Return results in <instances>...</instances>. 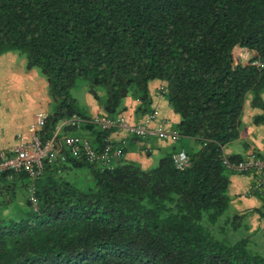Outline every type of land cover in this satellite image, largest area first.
<instances>
[{"label": "trees", "instance_id": "obj_1", "mask_svg": "<svg viewBox=\"0 0 264 264\" xmlns=\"http://www.w3.org/2000/svg\"><path fill=\"white\" fill-rule=\"evenodd\" d=\"M237 47L254 57L236 62ZM10 51L47 82L42 139L73 116L91 118L71 93L79 78L109 117L128 96L151 111L149 83L159 79L181 140L198 146L185 148L183 168L175 152L145 169L91 163L63 145L66 159L35 179L0 173V264H264L252 233H237L248 213L230 212L222 161L250 93L264 110V0H0V55Z\"/></svg>", "mask_w": 264, "mask_h": 264}, {"label": "crops", "instance_id": "obj_2", "mask_svg": "<svg viewBox=\"0 0 264 264\" xmlns=\"http://www.w3.org/2000/svg\"><path fill=\"white\" fill-rule=\"evenodd\" d=\"M37 72L36 69L28 70L26 68V59L18 52L10 51L0 55V151L14 145L16 135L19 132L28 131L29 124L37 112H50L49 107L52 105V100L48 94L47 82L38 77ZM42 88L45 89V93H43ZM165 90V81L155 79L149 83L150 110L152 112L156 111L160 120H166L171 127L177 128L180 115L170 105L165 96ZM248 104L251 106V97L245 104L240 138L225 148V152L229 156L240 155L245 158L252 153L258 156L255 151L256 147H253L251 142L248 141L254 139L256 131L255 126L250 123L252 114L250 111H246ZM86 105L88 107L86 111L91 117L105 114L90 92L86 93ZM141 106L140 100L128 96L124 99L122 111L118 114L128 117L132 122L144 123L151 111L145 112L140 108ZM253 109L257 113L262 112L260 108L255 107ZM248 110L250 109L248 108ZM97 130L101 129L97 125L87 122L82 123L74 131L64 132L63 135L78 134L89 139L93 144L96 141ZM106 140L111 141L116 150L123 147L120 155L117 152L113 153L112 164H119L122 161H135L145 169L158 164L161 157L166 153L198 146L195 138H185L178 141L155 137L139 138L119 130H111ZM243 141L248 142L247 145H242ZM93 145L95 146V143ZM258 145L261 144L258 142ZM230 180V209L232 208V210L239 213H248L263 207V196L259 194L247 195V191L253 182V176L250 173L230 170ZM252 213L251 218L253 221L255 218L258 223L256 227H252V230L260 228L263 230L264 222H260L259 214Z\"/></svg>", "mask_w": 264, "mask_h": 264}, {"label": "built area", "instance_id": "obj_3", "mask_svg": "<svg viewBox=\"0 0 264 264\" xmlns=\"http://www.w3.org/2000/svg\"><path fill=\"white\" fill-rule=\"evenodd\" d=\"M47 119L48 113L37 112L29 124L28 131L19 132L14 145L0 151V173L25 171L32 179H35L44 171L47 164L53 163L58 157H61L62 160L66 159V155L61 152V144L65 145L78 159H86L95 164L110 165L113 153L117 152L120 155L123 147L116 150L113 143L106 140L101 148H97L89 139L81 135H63L64 127L68 125L79 127L83 122H91L101 130H119L139 138L155 137L174 141L181 139L178 129L171 127L166 120H160L156 111L149 113L144 123L132 122L122 114L115 117H109L106 114L95 115L89 120L73 116L71 119L63 121L52 137L44 140L40 136V131L46 125ZM173 159L178 168H183L188 164V155L185 149L175 152ZM222 161L229 170L250 173L253 176V182L247 195L259 194L264 197V159L252 153L245 158L232 160L224 151ZM33 192L34 190L31 188V193Z\"/></svg>", "mask_w": 264, "mask_h": 264}, {"label": "rangeland", "instance_id": "obj_4", "mask_svg": "<svg viewBox=\"0 0 264 264\" xmlns=\"http://www.w3.org/2000/svg\"><path fill=\"white\" fill-rule=\"evenodd\" d=\"M254 55H255V52L254 51H250V50H248L246 48H242V47H237L236 50H235V52H234L235 61L236 62L241 61L244 64H247L254 57ZM35 69L38 71L37 72L38 75H39L38 77H41L43 79V81L46 82L45 78L40 73V70L37 69V68H35ZM37 81H38V79H37ZM47 89H48V87H47ZM42 91H43V93H45V89L42 88ZM88 92H90V88H89L88 82H87V80H85L83 78H79L77 80L76 85L71 90L72 95L75 98H77L80 106L82 108H84L85 110L88 109V107L86 105V93H88ZM252 96H253V94L250 93L248 95V99L250 97L252 98ZM49 108H50V111H51L52 108H53V105H51V107H49ZM248 108L250 110H248ZM253 108H255V107L250 106V104H248L247 107H246V111H250L251 114H252V117L250 119L251 120L250 123L255 126L254 129L256 130L255 133H254V139H249L248 141L251 142V144L253 145V147L254 146L256 147L255 148V151L258 153V156H260L262 159H264V119L263 120H260V122H257L256 121V118L259 115H263L264 116V110H262L260 108L262 110V112L261 113H257V112H255V110ZM258 142H259V144H261L260 145L261 147L258 145ZM246 143H248V142L243 141L242 142V145H247ZM229 145H227V147ZM187 148H189V147H187ZM156 165H154V167ZM70 175H71L72 178H74L76 180H80V181L84 177L82 171H77L76 173L70 174ZM0 200H1V198H0ZM258 209H260V208H257V209H255L253 211L248 212V215L242 221L241 227H240V229L238 230L237 233H252L251 239H252V243H253L254 248L255 249H259L261 251H264V229L262 230L260 228L258 230H252V227H256L257 224H258L257 223V220L255 218H254V221L251 218V215L253 214L252 212L258 213L259 216H260V222H264V217L261 216V212H259ZM262 209L264 210V204H263ZM230 212L232 213V212H236V211L232 210V208H231L230 209Z\"/></svg>", "mask_w": 264, "mask_h": 264}]
</instances>
